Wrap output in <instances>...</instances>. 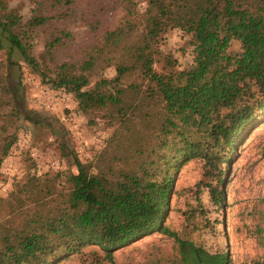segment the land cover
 Segmentation results:
<instances>
[{"label": "trees", "instance_id": "obj_1", "mask_svg": "<svg viewBox=\"0 0 264 264\" xmlns=\"http://www.w3.org/2000/svg\"><path fill=\"white\" fill-rule=\"evenodd\" d=\"M12 1L0 0V33L33 68L48 65L51 51L72 39L55 22L83 27L87 45L79 66L62 62L40 80L69 93L77 111L102 110L114 119L107 146L118 151L109 158L105 148L86 161L73 153L75 172L43 179L32 172L0 203V264H62L87 247L93 263L115 264V250L154 230L172 238L178 264H232L227 252L182 239L162 218L183 165L201 159L226 166L236 138L264 117V0H32L24 21ZM173 28L186 37L189 63L181 68L159 48ZM39 29L48 35L41 62L31 52ZM231 40L238 51H227ZM98 63H110L114 75L85 88ZM35 112L54 117L19 104L0 70V119L19 114L37 125ZM16 140L14 133L2 138L0 159ZM206 186L222 206L224 190Z\"/></svg>", "mask_w": 264, "mask_h": 264}, {"label": "rangeland", "instance_id": "obj_2", "mask_svg": "<svg viewBox=\"0 0 264 264\" xmlns=\"http://www.w3.org/2000/svg\"><path fill=\"white\" fill-rule=\"evenodd\" d=\"M17 3L21 19L24 21L29 17L32 0L11 2L12 5ZM143 6V3L139 4L140 8ZM116 16L117 14L110 17L109 21H114ZM55 26L64 28L72 35V39L67 38L64 45L55 47L51 51V61H45L48 65L44 66L42 62L37 69L22 60L0 33V63L3 66L0 70L16 94V101L23 104L24 108H28V89L32 81L41 83L42 73L46 75L44 78L52 77L53 70L62 62L75 63L73 65L78 67L82 47L87 45V34L79 24H67L64 20L55 22ZM42 30L33 31L31 37V52L38 62L42 61L39 55L43 51L45 38H48L47 30ZM185 41V35L173 28L166 29L159 44L162 51H168L176 58L179 68L189 63ZM238 49V42L231 40L227 51L236 52ZM6 57L10 60L6 61ZM113 75L114 70L110 63H98L93 67L89 84L85 88L92 86L97 78H111ZM126 80L137 79L135 76H129ZM31 115L34 119H41L42 123L33 125L19 114L0 119V143L2 138L10 133L25 140L20 147H13L0 159V203L9 199L32 174L36 164L43 171L51 163L58 166L56 170L48 168L41 173L39 176L43 179L56 172H75L72 164L74 155L86 161L95 159L105 148L109 158L118 151L115 146H107L116 121L108 118L102 110L89 112L88 115L78 111L80 140L84 142L79 153L75 150L77 140L64 131L55 117H48L40 112ZM30 151L34 152V158L30 156ZM220 180L222 184L219 183ZM62 182L59 178L57 189L63 187ZM198 182L201 184L200 188L195 187ZM206 184L210 185V188L217 186L218 189L224 190L222 206L212 202ZM2 217L0 210V222ZM162 223L182 239H189L210 252H227L232 264H253L254 261L264 260L263 116L257 115L248 129L236 138L226 166L214 161L207 163L194 159L179 169L172 184ZM91 250L92 247H87L81 254L64 260L62 264H107L93 263ZM113 256L115 264L179 263L172 238L156 230L124 248L115 250Z\"/></svg>", "mask_w": 264, "mask_h": 264}, {"label": "built area", "instance_id": "obj_3", "mask_svg": "<svg viewBox=\"0 0 264 264\" xmlns=\"http://www.w3.org/2000/svg\"><path fill=\"white\" fill-rule=\"evenodd\" d=\"M28 90V107L43 110L54 116L62 125L64 131L75 137L77 140L75 150L79 153L84 142L80 140L81 128L78 121V111L76 109V102L71 95L61 90H51L38 81H32ZM24 141L22 138L17 137L14 147H20ZM29 154L34 158V152L30 151ZM48 168L56 170L58 166L57 164L51 163L46 166L44 171H47ZM44 171L37 164L32 169L35 175H40Z\"/></svg>", "mask_w": 264, "mask_h": 264}]
</instances>
